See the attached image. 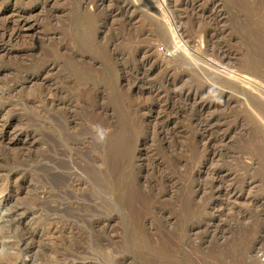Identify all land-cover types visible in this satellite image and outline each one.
I'll list each match as a JSON object with an SVG mask.
<instances>
[{
	"label": "rangeland",
	"instance_id": "rangeland-1",
	"mask_svg": "<svg viewBox=\"0 0 264 264\" xmlns=\"http://www.w3.org/2000/svg\"><path fill=\"white\" fill-rule=\"evenodd\" d=\"M260 247L264 0H0V264Z\"/></svg>",
	"mask_w": 264,
	"mask_h": 264
},
{
	"label": "bare ground",
	"instance_id": "bare-ground-1",
	"mask_svg": "<svg viewBox=\"0 0 264 264\" xmlns=\"http://www.w3.org/2000/svg\"><path fill=\"white\" fill-rule=\"evenodd\" d=\"M177 17V16H176ZM178 20V19H177ZM175 22H177L176 20H175ZM180 26V25H179ZM175 28H176V26H175ZM176 33L178 34L179 33V40L175 43L176 44V46L174 47L176 50H175V52L179 49V47H180V45L181 44H179V41L181 42L182 40L184 41V38L181 36V34H180V32H179V30H178V28H176ZM162 34L163 35H165V36H168L165 32H162ZM178 48V49H177ZM175 56H177V61L179 62V63H181L182 65H189V61H190V59H189V57L185 54V53H183L182 51H180L179 50V52L177 53L176 52V55ZM111 145H112V147H113V150H114V152H115V154L117 155V156H119V155H121L122 153H124L125 152V144H124V142L123 141H121V140H119V139H115L114 141H112L111 142ZM117 156H115V159H116V157ZM251 264V263H250Z\"/></svg>",
	"mask_w": 264,
	"mask_h": 264
},
{
	"label": "built area",
	"instance_id": "built-area-1",
	"mask_svg": "<svg viewBox=\"0 0 264 264\" xmlns=\"http://www.w3.org/2000/svg\"><path fill=\"white\" fill-rule=\"evenodd\" d=\"M161 50H164V48H162ZM163 53L167 56L171 54V52L165 50L163 51ZM255 256L259 264H264V247H260L259 249H257Z\"/></svg>",
	"mask_w": 264,
	"mask_h": 264
}]
</instances>
